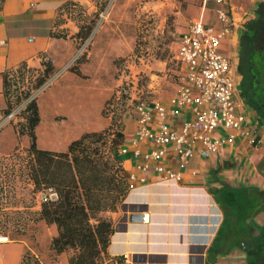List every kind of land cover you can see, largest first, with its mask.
Returning <instances> with one entry per match:
<instances>
[{
  "label": "crops",
  "instance_id": "0c3cea01",
  "mask_svg": "<svg viewBox=\"0 0 264 264\" xmlns=\"http://www.w3.org/2000/svg\"><path fill=\"white\" fill-rule=\"evenodd\" d=\"M71 1L81 5L88 4V0H3L0 7V109L5 106L2 93L4 71L15 69L21 63L33 68L42 67V55L51 60L53 71H56L72 56L75 45L71 34L66 38L50 36L58 7ZM260 1L264 0H230L239 24L234 28L232 38L221 45L223 52L237 55L240 25L254 19ZM200 10L195 19L206 25H218L215 12L213 15L205 13L203 4ZM177 45L178 43L175 48ZM80 72L81 75H77L66 71L50 85L56 82L63 87L65 95L74 94L72 90L75 88L78 95L80 92L82 94L84 83L88 84L87 89L90 83L97 85L98 76L103 74L99 68L93 74L95 78H89L84 67H80ZM105 83L99 86L98 91L106 97L103 92ZM49 86L36 96L41 116L34 129L38 147L63 151L71 140L82 133L97 130L106 124L103 121L101 126L89 130L77 125L68 132L63 129L65 126L58 123L59 120L69 125L84 123L83 109L79 118H74L73 111L67 109H54L43 116L42 112L47 107L45 101L53 98L45 94ZM173 94L158 101L167 105ZM147 104L150 106L151 103ZM244 106L250 117L256 119L253 112ZM124 120V142L119 151L123 154L122 167L130 186L117 209L107 213L113 218V232L106 249L107 255L123 256L125 264H243L244 254L237 248L219 256L214 263L206 258L207 250L223 220L221 208L211 191L219 189L222 183L233 187L253 185L264 191V141L258 147H253L237 138L234 145L211 154L208 158L202 159L195 155L189 160L177 182H164L163 174L154 169V164H150L147 169L143 168V154L149 145L133 141L135 116ZM182 120V116L169 117L167 122L172 127H179ZM257 132L264 140V129L258 128ZM18 142L17 132L11 127L8 134L0 137V155H7ZM20 143L21 147H27L28 138L21 137ZM170 156L171 159L163 164L172 171L177 170L175 159ZM145 213L149 215L147 222L142 221ZM134 215H140L141 218L137 221L130 220ZM248 222L251 227L259 229L264 224V213L259 212ZM48 230L50 237L57 233L55 225L48 226ZM27 248L24 241H0V264H21ZM58 260L59 264H68L67 254L60 253Z\"/></svg>",
  "mask_w": 264,
  "mask_h": 264
},
{
  "label": "trees",
  "instance_id": "16d2710c",
  "mask_svg": "<svg viewBox=\"0 0 264 264\" xmlns=\"http://www.w3.org/2000/svg\"><path fill=\"white\" fill-rule=\"evenodd\" d=\"M88 1L95 6L91 13L74 1L61 4L50 36L66 38L69 34L64 24L70 17L77 27L74 36L81 42L87 39L109 3V0ZM2 2L0 0V7ZM238 39L239 94L255 115V129H264V1L258 3L254 19L240 25ZM41 66L42 74L38 75L35 86L42 84L53 71L51 60L44 55ZM31 68L21 63L15 69L4 71V115L20 101L18 96L10 99V72L17 70L23 74ZM69 70L81 75L78 67ZM115 99L105 101L102 113ZM22 115L24 121L16 129L19 136L29 139L26 150L32 159L27 168L34 190L50 188L56 193L55 198L41 202L39 210L29 213V218L36 222L55 225L57 233L49 240V251L54 253V258L66 252L68 264H125L123 256L111 257L106 252L113 232V218L107 213L117 209L129 190L126 171L122 167L123 154L119 152L124 142L123 120L117 121L114 116L103 129L84 132L71 140L65 150L55 151L36 145L34 129L41 117L36 99L25 106ZM211 193L221 208L223 220L207 250V260L214 263L219 256L237 248L244 254L243 264H264V224L255 229L248 222L259 212L264 213V191L253 185L233 187L222 183ZM2 214L0 194V234H5ZM24 231L21 229L20 232L23 234ZM26 255L31 253L24 252L21 264H30Z\"/></svg>",
  "mask_w": 264,
  "mask_h": 264
},
{
  "label": "rangeland",
  "instance_id": "374dc122",
  "mask_svg": "<svg viewBox=\"0 0 264 264\" xmlns=\"http://www.w3.org/2000/svg\"><path fill=\"white\" fill-rule=\"evenodd\" d=\"M202 4L205 5L204 12L213 15L212 2L204 0H109L91 34L83 42L74 36L77 31L76 24L67 17V25L64 27L68 34H71L75 45L72 56L37 86L36 79L42 74V67H32V70L23 74L17 70L11 71L10 99L14 100L15 96H18L20 101L15 107L23 105L46 81L57 75L59 78L72 67H78L79 70L84 67L89 78L94 77V72L99 68L103 74L98 76L97 85L90 83L87 89L88 84L84 83L82 94L80 92L77 95V89L73 88L74 94L65 95L63 87L59 84L54 82L50 85L45 94L53 98L45 101L47 107L42 115L47 116L54 109H67L73 111L74 118H79L83 109L84 123L69 125L59 120L58 123L65 126L63 129L68 132L77 125L89 130L101 126L103 121H106L99 129L91 130L99 131L106 127L114 116L117 121L123 120L125 125L124 119L134 118L137 103L147 104L173 94L178 83L177 64L173 58L178 35L198 16ZM83 7L87 13L95 10L90 1ZM80 48L84 52L74 58ZM219 52L229 56L233 64H237L236 54L229 55V52H223L221 48ZM104 82L106 86L103 92L106 97L98 91ZM236 82L239 87L237 73ZM26 93L28 94L25 97ZM109 98L116 99L110 102L102 113L104 103ZM0 111L2 112V109ZM23 121L21 111L14 121L0 127V137L8 134L11 127L17 132L16 126ZM17 136L19 142L14 149L7 155H0V194L4 212L2 220L6 226L5 234L0 236L5 237L2 241H24L28 247L26 251L31 253L30 256H25V259H30V264H59L58 257L54 258V253L48 249L51 238L48 234L50 225L29 218V213L40 208L42 191L34 190L27 168L32 156L27 153L28 146L21 147L20 138L23 136ZM21 229H25L23 234Z\"/></svg>",
  "mask_w": 264,
  "mask_h": 264
},
{
  "label": "built area",
  "instance_id": "2783aa9c",
  "mask_svg": "<svg viewBox=\"0 0 264 264\" xmlns=\"http://www.w3.org/2000/svg\"><path fill=\"white\" fill-rule=\"evenodd\" d=\"M204 1L215 6L219 23L212 26L192 19L185 31L178 35L173 55L178 83L168 104L152 101L148 106L139 102L134 108L136 129L133 141L149 145L143 154V168L154 164V169L163 174L164 182H177L195 155L208 158L234 145L237 138L253 147L264 141L255 129V119L250 117L240 97L236 64L219 52L223 42L232 38L239 21L233 14L230 0ZM82 52L81 48L78 49L74 58ZM57 76L46 81L23 105L14 107L5 115L0 111V127L14 121L25 104L35 99ZM180 116L183 120L179 127L168 124L169 117ZM170 155L175 159L177 170L172 171L163 164L171 159ZM55 197L56 193L48 188L40 193V202ZM148 218V213L142 215L143 222Z\"/></svg>",
  "mask_w": 264,
  "mask_h": 264
},
{
  "label": "water",
  "instance_id": "95a60500",
  "mask_svg": "<svg viewBox=\"0 0 264 264\" xmlns=\"http://www.w3.org/2000/svg\"><path fill=\"white\" fill-rule=\"evenodd\" d=\"M140 218H141L140 215H138V216L134 215V216H131V217H130V220H132V221H137V220H139Z\"/></svg>",
  "mask_w": 264,
  "mask_h": 264
},
{
  "label": "bare ground",
  "instance_id": "6f19581e",
  "mask_svg": "<svg viewBox=\"0 0 264 264\" xmlns=\"http://www.w3.org/2000/svg\"><path fill=\"white\" fill-rule=\"evenodd\" d=\"M5 239V237H3V236H0V241H2V240H4Z\"/></svg>",
  "mask_w": 264,
  "mask_h": 264
},
{
  "label": "flooded vegetation",
  "instance_id": "af4514ba",
  "mask_svg": "<svg viewBox=\"0 0 264 264\" xmlns=\"http://www.w3.org/2000/svg\"><path fill=\"white\" fill-rule=\"evenodd\" d=\"M237 60H238V58H237ZM236 67H237V64H236Z\"/></svg>",
  "mask_w": 264,
  "mask_h": 264
}]
</instances>
